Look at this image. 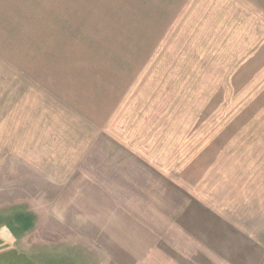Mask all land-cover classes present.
<instances>
[{"label":"rangeland","instance_id":"1","mask_svg":"<svg viewBox=\"0 0 264 264\" xmlns=\"http://www.w3.org/2000/svg\"><path fill=\"white\" fill-rule=\"evenodd\" d=\"M13 260L264 264V0H0Z\"/></svg>","mask_w":264,"mask_h":264},{"label":"flooded vegetation","instance_id":"2","mask_svg":"<svg viewBox=\"0 0 264 264\" xmlns=\"http://www.w3.org/2000/svg\"><path fill=\"white\" fill-rule=\"evenodd\" d=\"M13 261H14V264H20L19 260L17 262H15V260H13ZM45 261H47V260H45ZM63 262H64V260H60V261H58V264H64Z\"/></svg>","mask_w":264,"mask_h":264}]
</instances>
